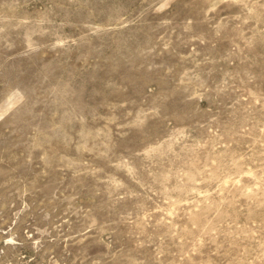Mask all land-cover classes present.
Instances as JSON below:
<instances>
[{
  "label": "rangeland",
  "instance_id": "rangeland-1",
  "mask_svg": "<svg viewBox=\"0 0 264 264\" xmlns=\"http://www.w3.org/2000/svg\"><path fill=\"white\" fill-rule=\"evenodd\" d=\"M0 264H264V0H0Z\"/></svg>",
  "mask_w": 264,
  "mask_h": 264
}]
</instances>
